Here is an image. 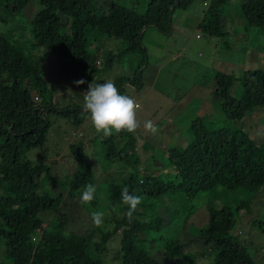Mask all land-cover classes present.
Here are the masks:
<instances>
[{
  "label": "trees",
  "instance_id": "1",
  "mask_svg": "<svg viewBox=\"0 0 264 264\" xmlns=\"http://www.w3.org/2000/svg\"><path fill=\"white\" fill-rule=\"evenodd\" d=\"M29 1L0 0V23L13 24L2 10L20 14L17 23H22V39L0 30V264H104L106 244L115 234L120 246L114 257L117 264H198L199 257L209 258V264H255L234 231L236 214L243 209L249 213L252 199L244 197L234 205L225 201L215 204L210 195L198 199L200 194L218 187L227 192L242 188L252 193V198L264 192V147L239 128L229 124L212 127L203 117L196 116L184 145L154 150L149 141L142 143V149L151 150L144 162L156 161L155 167L143 164L136 146L135 133L139 129L134 134L121 132L125 137L121 145L113 135L105 137L102 132L94 134L88 143H70L74 167L68 182L71 175L81 181L75 188L99 182L93 168L94 157L89 154L96 149L106 164H122L124 174L119 176L112 171L106 181L105 204L99 202L96 193L91 204L82 205L102 207L103 227L110 225L106 230L95 227L93 221L86 232L68 230L70 219L62 195L39 192L49 169L36 168L25 153L45 142L52 114L76 126L89 116L82 111V103L53 102V90L37 66L45 57L33 55V47L45 48L49 55L65 61L77 76L86 73L85 83L81 84L84 86L101 72L96 64L99 58L107 65L115 56L126 53L145 56L142 38L147 28L154 26L161 33H168L177 9H187L193 0H147L142 12L116 1L40 0V9L31 15L23 12ZM231 1L206 0L199 29L214 37L230 35L225 21ZM239 14L246 23L244 28L256 27L264 38V0H242ZM87 29L108 38H120L122 49L118 53L103 49L100 53L101 47H92ZM224 44L229 45L228 41ZM140 67L134 74L113 78L121 94L125 92L124 83L137 85L134 80L139 79L136 73ZM215 78V92L229 121L244 118L256 107L264 110V68L242 72V92L238 97L230 93L236 78L233 74L216 72ZM89 143L94 146L91 152ZM125 186L142 199L131 222L126 216L128 207L122 204L121 191ZM174 197H178L177 201L172 200ZM194 202L203 209L205 217L195 236L201 245L200 256L184 250V239L179 237L188 230L186 226L184 232L183 227L198 206ZM84 210L87 216L83 215V222H89L92 216ZM46 212L53 213L47 222L42 217ZM251 221L264 234V219L256 216ZM174 228L181 232L178 236L172 235Z\"/></svg>",
  "mask_w": 264,
  "mask_h": 264
},
{
  "label": "rangeland",
  "instance_id": "2",
  "mask_svg": "<svg viewBox=\"0 0 264 264\" xmlns=\"http://www.w3.org/2000/svg\"><path fill=\"white\" fill-rule=\"evenodd\" d=\"M102 1L105 0H98L100 3ZM106 1H116L128 7H135L138 12L144 11L147 3V0ZM241 1L232 0L227 6L225 23L231 36L214 37L202 32L198 23L206 9V0H193L187 9H177L173 25L168 33L163 34L154 26L147 28L142 38L143 46L146 47L145 56H141L139 53H126L120 57L115 56L107 65L103 63L102 58L96 61L102 70L93 77L91 83L94 84L99 81L100 83L112 81L114 77L120 75L134 74L135 69L141 65L136 73L139 79L134 80L137 85L124 83L125 92L123 94L129 95L141 104V108L137 112L140 127L135 136H137L136 146L143 159V164H146L145 156L151 152L149 149L141 148L143 142L149 141L154 145V150L176 144L184 145L191 136V120L196 116L203 117L205 123L212 127L229 124L232 128H239L247 132L258 145L264 147L263 108L256 107L244 118L229 121L221 110V99L215 92L216 72L233 74L236 77L230 86V93L238 97L242 92L240 79L242 72L246 69L264 68L263 35L256 27L244 28L246 23L239 14ZM40 7V0H30L23 12H29L31 15ZM2 13L10 20L13 19V24L0 23V30L8 33L14 39H22L20 34L22 23H17L20 14H11L7 10H2ZM86 32L92 47L102 48L100 53L103 49L113 50L115 53L122 49L120 38L98 35L96 31L90 29H87ZM233 40L234 42H232ZM224 41H228L229 45H225ZM91 50L95 52V49L91 48ZM31 51L33 55L45 57L40 59L37 66L48 86L53 90V102L66 104L67 101H76L83 104L84 93L87 92L90 83L77 86L74 81L85 80L86 73L77 76L68 63L49 55L45 48L33 47ZM32 59L36 62L35 57ZM49 120L51 124L45 142L31 147L25 153L36 168L43 170L47 167L49 169L51 174L49 173L48 177L43 179L39 192L48 191L53 196L62 195L63 207L66 208L70 219L66 228L75 232L77 230L86 232L93 224H91L92 220L83 222V215L87 216L84 209H87L91 214L93 211H100L102 207L98 205L99 207L96 208L93 206L84 208L80 197L86 184L75 188L77 184H81V181L73 175L70 176V183L68 182V176L73 172L74 167L69 144L80 140L88 143L89 139L97 132L90 119H86L79 126L72 124L60 115L52 114L49 116ZM147 120H152L157 125L158 133L153 135L144 130L143 125ZM113 137L118 145H121L125 139L122 133H113ZM88 147L91 152L94 146L89 143ZM89 154L91 158L94 157L93 168L95 176L99 180L94 184L96 193H98L97 197L99 202L104 205L107 179L112 176L113 172H118L119 176H122L124 169L121 168L122 164L119 162L113 163L112 166L106 164L97 149ZM154 163L156 161H148L146 165L156 166ZM223 190L222 187H218L211 193L200 194L198 199L202 195H210L215 198V204L225 201L234 205L241 198H251L249 213L247 209L245 211L243 209L236 214L238 219L234 231L239 235L238 240L252 254L255 264H264V234L258 229V225L251 221L252 217L256 216L259 219H264V192L252 198V193L250 194L242 188L233 192ZM177 198L174 197L172 200L176 199L177 201ZM194 203L196 207L198 204ZM193 212L190 219L184 223V232L187 230L185 227L188 228L186 233L177 232L174 228L172 235L178 236L181 233L179 237L184 239L183 249L199 255L201 245L197 243L195 236L199 225L205 222V217L201 213L203 209L199 205ZM103 213L105 212L103 211ZM52 216V212H46L42 217L47 222ZM80 218L81 221H78ZM173 226L175 223L172 224ZM109 228L110 225L103 227V230ZM106 246L107 251L102 256L104 264H117L114 257L120 248L119 237L116 234L113 235ZM0 259H2L1 255ZM209 261L210 259L207 257L198 258V264H209ZM165 264H169V262Z\"/></svg>",
  "mask_w": 264,
  "mask_h": 264
},
{
  "label": "clouds",
  "instance_id": "3",
  "mask_svg": "<svg viewBox=\"0 0 264 264\" xmlns=\"http://www.w3.org/2000/svg\"><path fill=\"white\" fill-rule=\"evenodd\" d=\"M79 86L84 84L83 79L74 81ZM141 104L126 94H121L115 83L108 80L103 83H90L88 90L84 93V103L82 111L89 113L87 117L94 126L97 133H103L105 137L119 134L121 132L135 133L140 127L137 120V112ZM144 130L153 135L158 133L159 129L152 120L144 122ZM96 187L88 184L80 197L81 203L91 204L95 199ZM122 204L128 207L126 216L129 222L134 218V213L142 203L138 195L129 192L127 186L121 191ZM92 221L95 227H103L104 213L93 211L91 213ZM33 242H36L35 240Z\"/></svg>",
  "mask_w": 264,
  "mask_h": 264
},
{
  "label": "crops",
  "instance_id": "4",
  "mask_svg": "<svg viewBox=\"0 0 264 264\" xmlns=\"http://www.w3.org/2000/svg\"><path fill=\"white\" fill-rule=\"evenodd\" d=\"M175 13H176V12H175ZM175 13H174V15H173L172 19H174L175 15H176ZM199 22H200V21H199ZM230 38H231V37H230ZM229 42H230V41H229Z\"/></svg>",
  "mask_w": 264,
  "mask_h": 264
},
{
  "label": "water",
  "instance_id": "5",
  "mask_svg": "<svg viewBox=\"0 0 264 264\" xmlns=\"http://www.w3.org/2000/svg\"><path fill=\"white\" fill-rule=\"evenodd\" d=\"M142 33H143V32H142ZM142 33H141V34H142Z\"/></svg>",
  "mask_w": 264,
  "mask_h": 264
}]
</instances>
